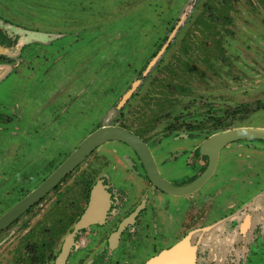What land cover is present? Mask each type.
Instances as JSON below:
<instances>
[{"label":"rangeland","instance_id":"374dc122","mask_svg":"<svg viewBox=\"0 0 264 264\" xmlns=\"http://www.w3.org/2000/svg\"><path fill=\"white\" fill-rule=\"evenodd\" d=\"M0 30L29 43L0 80V112L19 113L8 129L15 127L20 137V151L6 149L15 140L0 142V214L101 121L150 129L154 138L178 125L197 142L220 123L264 127V0H0ZM35 114L49 115L51 121L39 133L23 135L28 124L45 123L46 118L37 125L30 121ZM55 134L57 139L43 149L40 142ZM248 141H253L249 151L264 148V138ZM54 149L59 154L49 162L46 156ZM252 152L264 155V149ZM220 155L223 162L237 153L223 149ZM71 179L68 175L0 232V264H22L28 244L42 249L47 236L37 221L55 199L62 204L75 195V189L63 190ZM215 191L206 198L192 196L191 212L195 206L212 208L222 190ZM216 222L192 220L197 264H216L213 253L225 255L227 247L229 259L231 250L241 247L216 241ZM249 255L248 264H264V236Z\"/></svg>","mask_w":264,"mask_h":264},{"label":"flooded vegetation","instance_id":"af4514ba","mask_svg":"<svg viewBox=\"0 0 264 264\" xmlns=\"http://www.w3.org/2000/svg\"><path fill=\"white\" fill-rule=\"evenodd\" d=\"M25 30L40 31L30 28ZM26 44L29 43H20L17 38H11L0 30V80L7 77L6 73L13 69L11 66L14 67V58L20 55ZM18 117L19 113L14 114L13 111L11 115L5 113V116L0 112V135L8 134V137L0 138V142L15 140L14 143L6 144L7 150L11 148L20 151L17 146L20 139L17 129H8V125L15 123ZM45 118L42 126L30 128L31 124H28L22 134L39 133L37 130L40 131L51 121L49 115H33L30 121L35 125ZM124 123L121 121L118 124H106L101 121L93 126L90 132L103 125H113L139 136L148 147L159 176L173 188L191 184L206 171L212 158L201 151L202 143L212 134L231 127L227 123L213 125L208 135L197 142L190 131L186 132L178 125H170L154 138L148 134L150 129H133ZM56 139V134L46 136L40 145L46 150ZM234 142L237 145L235 149L232 146ZM251 142L253 141L242 138L224 145L219 150L212 174L198 188L186 194L171 193L153 182L139 154L125 141L108 140L96 146L49 191L64 183L68 175L72 176L71 182L68 181L67 184L73 185L64 184L63 190L75 189V195H70L62 204L55 199V202L42 211V222L37 221V224L42 227L47 239H42L41 250L37 244L26 245L28 252L22 264H56L60 255H63L61 264H145L187 235L191 231L192 220L198 225H203V221L208 219H217L216 223H220L214 237L216 241L232 243V247L241 243L240 248L231 250L229 259L228 247L225 255L222 251H215L212 258L214 257L216 264H248L252 244L264 236V155L252 152L264 148L253 146L249 151L248 145ZM245 145L248 149H236L245 148ZM223 149L232 153L235 151L237 156L222 162L220 153ZM57 153L59 154V149H54V153L46 156L49 162L57 158ZM243 154L248 159L244 160ZM58 158L60 159V156ZM62 161L55 164L54 168L41 178V182ZM219 188L222 191L217 193L218 199L215 197L217 201L212 202V208L200 210L201 206H195L191 212L192 196L206 198L209 192H216L215 189ZM49 192L8 225L40 203ZM200 203L198 201V205ZM88 210L91 212V220L79 227L80 218ZM241 237H247L249 240L237 242ZM191 243L196 248L197 264L199 243ZM236 252H240L239 258H236Z\"/></svg>","mask_w":264,"mask_h":264},{"label":"water","instance_id":"95a60500","mask_svg":"<svg viewBox=\"0 0 264 264\" xmlns=\"http://www.w3.org/2000/svg\"><path fill=\"white\" fill-rule=\"evenodd\" d=\"M135 85L136 83H133L132 87L123 94L118 106H121L128 98L132 90L135 88ZM242 138H264V127H234L212 134L201 145V151L209 154L212 158L209 167L191 184L179 188H173L159 176L152 155L139 136L118 126H100L85 136L77 147L41 183L0 216V231L18 215L28 209L33 203L49 192L61 180V178L82 162V160L96 146L108 140H121L131 145L144 162L149 178L160 187L171 193L186 194L198 188L212 174L219 150L227 143ZM88 211L80 218L78 222L79 227L86 225L87 222L91 220V212ZM193 232L194 231H190L181 240L169 248L162 250L158 255L148 260L145 264H195L196 248L193 243H191ZM71 236L72 233L68 237L69 241L71 240ZM62 259L63 255H60L56 264H61Z\"/></svg>","mask_w":264,"mask_h":264},{"label":"crops","instance_id":"0c3cea01","mask_svg":"<svg viewBox=\"0 0 264 264\" xmlns=\"http://www.w3.org/2000/svg\"><path fill=\"white\" fill-rule=\"evenodd\" d=\"M239 240H241V241H245V240H249V239H248L247 237H244V238L241 237V239H239V238L237 239V242H238ZM218 242L220 243L221 241L218 240ZM246 242H247V241H246ZM239 253H240V252H236V258H239Z\"/></svg>","mask_w":264,"mask_h":264}]
</instances>
